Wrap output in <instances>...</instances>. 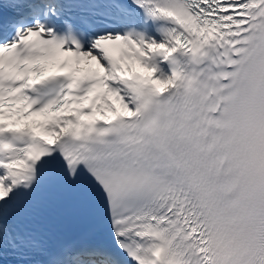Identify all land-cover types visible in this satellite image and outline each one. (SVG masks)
Segmentation results:
<instances>
[{
  "label": "snow or ice",
  "instance_id": "snow-or-ice-1",
  "mask_svg": "<svg viewBox=\"0 0 264 264\" xmlns=\"http://www.w3.org/2000/svg\"><path fill=\"white\" fill-rule=\"evenodd\" d=\"M0 264H264V0H0Z\"/></svg>",
  "mask_w": 264,
  "mask_h": 264
}]
</instances>
